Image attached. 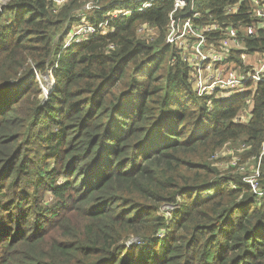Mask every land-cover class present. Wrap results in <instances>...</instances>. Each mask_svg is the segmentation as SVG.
Here are the masks:
<instances>
[{"label": "trees", "instance_id": "obj_1", "mask_svg": "<svg viewBox=\"0 0 264 264\" xmlns=\"http://www.w3.org/2000/svg\"><path fill=\"white\" fill-rule=\"evenodd\" d=\"M91 1L56 9L0 0V264H264V195L237 168L214 165L227 145L259 160L264 84L226 101L198 96L167 43L175 0L66 46ZM254 1L186 0L174 19L194 9L195 23L239 31L258 25ZM111 2L144 3L103 4ZM107 13L87 20L98 27ZM144 25L158 38L145 40ZM240 38L238 64L243 52L264 53V29ZM37 73L55 79L47 99ZM244 112L250 119L235 122Z\"/></svg>", "mask_w": 264, "mask_h": 264}, {"label": "built area", "instance_id": "obj_2", "mask_svg": "<svg viewBox=\"0 0 264 264\" xmlns=\"http://www.w3.org/2000/svg\"><path fill=\"white\" fill-rule=\"evenodd\" d=\"M52 2L54 8H61L63 5L71 0H49ZM144 3L135 9H111L116 3L111 2L110 6L103 4L104 0H92L86 3L83 7V12L79 15L81 18L80 24L82 25L78 29L72 27L68 37L66 39V46L71 45L73 42H82L89 39L91 35L102 33V35L111 34L114 28L109 27V22L124 18L127 16H133L137 13H145L153 3L158 0H143ZM117 5H120L117 3ZM186 0H175L174 10L170 15V25L167 35V43L174 45L181 51L182 59L191 68L190 82L192 83L194 90L198 96L213 97L217 100H230L234 95L242 94L253 89L255 91L256 86L259 83L264 84V53L249 54L243 52L238 57L241 65L236 60L232 59L233 50H244L243 37H254L259 29H264V4L260 0L254 1L253 15L259 19L256 27L247 26L241 30H237L232 26L223 28V26L214 21L209 24H198L194 21L201 17L199 12L191 10V13L187 19L180 20L179 23L174 19V14L186 7ZM107 7H110L107 9ZM108 10L107 20L98 25V27L92 25L87 20V13L91 11ZM233 10H230L232 13ZM86 21V23L84 22ZM151 29L149 25H144L140 30V34L145 38L146 30ZM220 33L221 37L217 41H210V34ZM113 48V47H111ZM255 55L261 58L254 64L249 63V56ZM38 74V73H37ZM51 76V75H50ZM39 79V76H37ZM46 79L47 76H45ZM40 80V79H39ZM249 83H252L251 87H247ZM44 98L47 99L51 88L47 89L43 87ZM250 119L249 112L241 113L235 120V122L246 123ZM229 146V145H227ZM233 147H236L232 145ZM245 146H240L237 150L240 155ZM221 150L216 154L220 155ZM234 154V150L229 152ZM215 156V157H216ZM264 156V142L262 144L261 155L259 160L256 158L251 159L256 163L255 167L248 165L249 161H244L238 167L237 162H240V158H231L228 164H225L226 170L230 167H235L238 173L243 176L245 184L250 186L253 193L258 199H261L264 195V190L260 183L261 179V160ZM214 157V158H215ZM241 163V162H240ZM225 170V171H226ZM134 241V239H132ZM132 240L128 243L131 245Z\"/></svg>", "mask_w": 264, "mask_h": 264}, {"label": "rangeland", "instance_id": "obj_3", "mask_svg": "<svg viewBox=\"0 0 264 264\" xmlns=\"http://www.w3.org/2000/svg\"><path fill=\"white\" fill-rule=\"evenodd\" d=\"M84 22L86 23V21H84ZM81 26L82 25L78 22L73 27H74V29H78ZM145 35H146L145 38H144L145 40L152 39V38L153 39L158 38L157 32L155 30H153V29L146 30ZM260 58H261L260 56L250 55L248 61L251 64H254V62L256 61V65H258L257 61ZM37 76H39L40 80L38 78L37 79L41 82V84L43 85L44 88H47V89L51 88L52 90L54 89V87H55V79L52 76V73H51V76L50 75L47 76L48 79H46L45 76H42L39 73L36 75V77ZM232 149L235 151L234 154H229L227 152V150L229 152H232ZM239 149H240L239 147H233L232 145L223 147L221 149L220 155L216 156L215 159H214V161H215L214 165H216L218 170L220 169L221 171H225L227 169L224 166H225V164L229 163V161H230L229 158H235V157L240 158V162L241 163L238 161L237 165L235 167H238L241 164H243V162L246 160V159L243 158V155H245V153L247 152L248 149L245 148V147L242 148L243 149L242 153H244L243 155H240V153L237 152V150H239ZM251 159H253V158H251ZM251 159H247L246 162L250 160V162H248V165H250V168L251 167L253 168V167H255L256 163L254 161H251ZM159 234H160L159 236H161V235L164 234V232H160ZM139 242H140L139 239H134V241L132 240L131 245L138 244Z\"/></svg>", "mask_w": 264, "mask_h": 264}]
</instances>
